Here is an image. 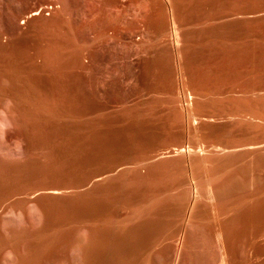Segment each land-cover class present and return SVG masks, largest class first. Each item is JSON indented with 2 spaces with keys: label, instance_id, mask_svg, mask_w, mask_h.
I'll use <instances>...</instances> for the list:
<instances>
[{
  "label": "rangeland",
  "instance_id": "1",
  "mask_svg": "<svg viewBox=\"0 0 264 264\" xmlns=\"http://www.w3.org/2000/svg\"><path fill=\"white\" fill-rule=\"evenodd\" d=\"M0 264H264V0H0Z\"/></svg>",
  "mask_w": 264,
  "mask_h": 264
},
{
  "label": "built area",
  "instance_id": "2",
  "mask_svg": "<svg viewBox=\"0 0 264 264\" xmlns=\"http://www.w3.org/2000/svg\"><path fill=\"white\" fill-rule=\"evenodd\" d=\"M52 9V7H44V10L46 11V14L49 15V11Z\"/></svg>",
  "mask_w": 264,
  "mask_h": 264
},
{
  "label": "bare ground",
  "instance_id": "3",
  "mask_svg": "<svg viewBox=\"0 0 264 264\" xmlns=\"http://www.w3.org/2000/svg\"><path fill=\"white\" fill-rule=\"evenodd\" d=\"M171 24H172V23H171ZM172 25H173V24H172ZM172 27H173V26H172ZM172 27H171V28H172ZM173 30H174V28H173ZM105 31H106V30H105ZM107 35H108V34H107ZM105 36H106V35H105ZM176 38H177V37H176Z\"/></svg>",
  "mask_w": 264,
  "mask_h": 264
}]
</instances>
